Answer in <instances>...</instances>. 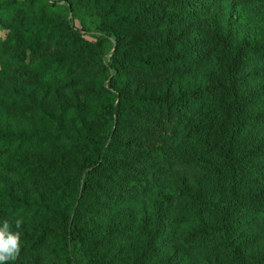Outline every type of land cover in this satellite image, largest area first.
I'll use <instances>...</instances> for the list:
<instances>
[{"label": "trees", "instance_id": "trees-1", "mask_svg": "<svg viewBox=\"0 0 264 264\" xmlns=\"http://www.w3.org/2000/svg\"><path fill=\"white\" fill-rule=\"evenodd\" d=\"M4 220L7 264H264V0H0Z\"/></svg>", "mask_w": 264, "mask_h": 264}, {"label": "clouds", "instance_id": "clouds-1", "mask_svg": "<svg viewBox=\"0 0 264 264\" xmlns=\"http://www.w3.org/2000/svg\"><path fill=\"white\" fill-rule=\"evenodd\" d=\"M23 220L16 219L15 227L20 229ZM21 250V232L12 231L9 221L4 220L0 226V264H7L8 261L15 260Z\"/></svg>", "mask_w": 264, "mask_h": 264}, {"label": "rangeland", "instance_id": "rangeland-1", "mask_svg": "<svg viewBox=\"0 0 264 264\" xmlns=\"http://www.w3.org/2000/svg\"><path fill=\"white\" fill-rule=\"evenodd\" d=\"M252 7L253 6L250 5V4L247 5V8L250 9V12L247 15V17L244 19V21L242 22V27L243 28H241L239 30V33H240L239 40L240 41H242V40L247 38L249 31L257 32L261 28V26H260V24L258 22H255V23L252 22V20L257 19L260 16L259 12H252V9H253ZM238 8H234L233 9V8L230 7V11L228 9L226 15H229V13L232 12L233 13L232 17H235V14L238 13L239 10H241V8H239V9Z\"/></svg>", "mask_w": 264, "mask_h": 264}]
</instances>
